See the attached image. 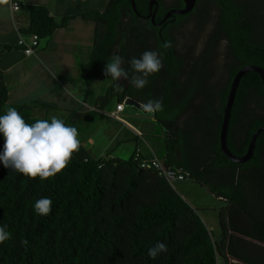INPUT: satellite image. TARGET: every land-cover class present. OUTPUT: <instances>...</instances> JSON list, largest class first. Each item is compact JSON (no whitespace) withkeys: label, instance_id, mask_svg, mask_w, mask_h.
Returning a JSON list of instances; mask_svg holds the SVG:
<instances>
[{"label":"trees","instance_id":"16d2710c","mask_svg":"<svg viewBox=\"0 0 264 264\" xmlns=\"http://www.w3.org/2000/svg\"><path fill=\"white\" fill-rule=\"evenodd\" d=\"M184 1L175 0L176 6L182 7ZM196 1L197 7L192 12L178 14L156 37L152 34L157 28L149 23L151 40L141 49L161 53L163 67L149 76L148 84L136 89L122 78L119 83L123 91L117 92L113 82L99 101L105 104L114 96L118 101L128 96L143 103L162 100L163 110L153 112L156 121L159 124L178 123L175 130L163 129V162L187 170L192 180L208 184L216 195L245 208L241 203L244 186L237 172L239 163L223 153L219 134L231 82L237 71L251 64L264 68V0ZM135 2L139 13L147 10L149 0ZM20 4L21 11L28 16L27 27L20 31L37 34L40 39L50 37L77 16L95 22L91 57L88 62H77L85 82L107 77L104 73L106 63L114 56L125 58L129 46L132 55L134 46L144 39L143 30L134 25L137 16L131 0H108L103 11L88 12H84L79 3L76 14L60 20L46 5ZM125 16L130 22L124 21ZM192 17L197 19L195 26L200 28L211 21L200 52L196 51L195 43L179 47L176 40V31L186 26ZM172 26H178L173 34ZM166 41L171 42V47L163 49L161 45ZM222 43L228 79V85L220 93L222 103L216 108L209 105L199 110H186L187 98L206 87L201 84V72L207 70ZM183 56H190L194 61L186 64L189 68L184 66ZM131 57L124 59V67H128ZM179 72L187 75L185 81L175 77ZM206 88L213 102V87ZM175 93L177 97L173 98ZM247 97L258 100L257 105L264 107V82L255 70L247 71L241 78L231 113L235 114ZM8 98L9 89L0 71V114L14 107L29 124L37 119H51L32 115L33 107H52L51 104L38 100L13 104ZM63 120L73 126L69 120ZM262 125L264 113H258L252 118L240 150L228 141L233 153L244 155L252 134ZM3 143L0 135V149ZM263 145L264 130L257 137L256 152ZM134 153L129 158L110 153L92 157L80 142L68 166L43 181L11 171L0 163V226L11 233L10 239L0 243V264H220L221 260L228 264L229 255L237 258L232 247L226 246L229 229L226 212L220 211L224 235L216 240L198 211L173 184L152 169L140 168ZM204 165V168H213L205 172L202 171ZM207 176H214L219 183H212ZM42 197L52 200L47 216L37 215L33 210L35 201ZM24 240L28 241L26 245L22 243ZM157 241L166 243L168 250L151 259L148 249Z\"/></svg>","mask_w":264,"mask_h":264},{"label":"crops","instance_id":"0c3cea01","mask_svg":"<svg viewBox=\"0 0 264 264\" xmlns=\"http://www.w3.org/2000/svg\"><path fill=\"white\" fill-rule=\"evenodd\" d=\"M22 4L46 5L51 14L60 20L63 16L76 14L80 3L84 12L93 9L103 11L108 0L102 6H94L86 0H17ZM14 17L20 21V27L28 25L27 13H13L9 0H0V71L3 73L9 89L8 102L17 104L38 100L51 104L52 107H33L32 115L37 118L56 116L67 119L78 130V139L82 142L92 157H100L106 153L123 158V147L129 158L139 148L143 155L150 156L154 148L148 143L150 130H155L149 124L148 131L139 130L135 123L147 117L154 118L153 113H143L139 109L126 107L116 111L117 96L111 97L105 104L99 101L113 81L109 77H100L91 82H85L80 73L78 61L88 62L94 46L95 22L77 16L71 19L66 27L57 29L50 37L41 39L35 54L26 55L17 44L18 34L15 31ZM25 34V33H24ZM26 36L28 34H25ZM107 78L103 84L101 79ZM120 81H123L122 79ZM101 83L95 90L94 84ZM127 97H125L126 99ZM124 99V100H125ZM156 120V119H155ZM163 126V124H162ZM106 127L108 141L101 144L99 128ZM163 129L152 135L163 145L165 144ZM176 129V128H175ZM173 129V130H175ZM138 130L140 134H137ZM120 146V149H119ZM155 151V150H154ZM161 158V157H160ZM217 199L224 201L229 229L226 236V246L230 245L237 258L229 255L228 264H264V217L247 219L248 229L236 228L232 212H242L231 199L213 193ZM264 202L256 206H262ZM254 207V206H253ZM240 223V222H239ZM223 229L219 237H223ZM220 264H227L223 260Z\"/></svg>","mask_w":264,"mask_h":264},{"label":"clouds","instance_id":"9594fccd","mask_svg":"<svg viewBox=\"0 0 264 264\" xmlns=\"http://www.w3.org/2000/svg\"><path fill=\"white\" fill-rule=\"evenodd\" d=\"M161 47L168 49L171 42H164ZM114 56L104 67V73L114 82L117 92L123 91L119 81L123 78L136 89H143L149 82V76L158 73L163 62L161 53L145 50L139 57L133 56L127 61ZM146 113L163 110L162 100H148L140 105ZM0 135L4 143L0 149V163L7 169L30 178L39 177L46 180L63 171L72 159L73 153L80 147L77 128L65 123L63 119L52 116L48 119H37L27 123L18 110L9 107L0 114ZM52 200L42 197L35 201L33 210L37 215L47 216L51 212ZM11 238V233L0 226V243ZM27 244L28 241H22ZM167 244L157 241L148 249V256L156 259L167 252Z\"/></svg>","mask_w":264,"mask_h":264},{"label":"flooded vegetation","instance_id":"af4514ba","mask_svg":"<svg viewBox=\"0 0 264 264\" xmlns=\"http://www.w3.org/2000/svg\"><path fill=\"white\" fill-rule=\"evenodd\" d=\"M118 1L124 2L127 0H118ZM197 4L198 3L196 1V4L193 7V9L189 11L188 13L192 12L197 7ZM176 5L177 4L175 0H149L147 10L144 13H139L138 10L135 11L133 9L137 16V22L134 25L136 28H140L144 32V39L142 40L141 43L136 44L137 47L143 48L144 43L147 44L151 40V34L149 31V23H151L154 26V28H157V32L152 34L156 37L158 34L162 33V30L165 27H167L171 22H174L176 20V17L178 16V14H173L169 16L168 18H166L165 20H163L166 13L169 10L176 9L179 7V6L177 7ZM182 7H179V8H182ZM188 13H185V14H188ZM162 14L163 16H161ZM158 15L160 17H158ZM153 18H154V21H153ZM189 20L197 21L195 17H192ZM124 21L130 22V18L125 16ZM176 27L178 26L170 27L171 28L170 31L172 34ZM204 44H205V41H204ZM204 44H203V47H204ZM131 56L137 57V55L133 53L132 55L130 54L125 55V58L131 57ZM215 58L216 57H214V60L211 63L210 62L208 63L207 70L204 72L203 71L201 72V75L203 77V83L201 84L205 85L206 87H213L214 92L212 95H213L214 101L210 102V98H209L210 95L207 93V88L205 87V88H202L203 90H200L195 96L191 98L190 97L187 98L188 95H185L188 101H190L189 103L187 101L185 104L186 110H199V109L208 107L209 105L212 106L213 108H216L220 103H222L221 101L223 100V97L220 93H221V90H223L224 87L226 88V86L228 85L227 70L225 69L226 67L224 66L226 61L223 58L221 68L217 72L218 76L216 77L215 75L216 73L213 68ZM183 59L185 62L184 66L186 68L190 67L189 65H186L188 62L190 64L194 63V61L190 59V56L189 57L183 56ZM186 76L187 75L185 73L179 72V74L176 75L175 77L178 78L179 81L183 82L185 81ZM174 97L175 98L177 97V93L173 95V98ZM257 101L256 99L247 97L244 100V103L241 105L240 107L241 109L240 108L237 109V112H235V114L231 113V122H230L231 127L229 126L228 141L235 149L240 150L242 148L244 141L246 139V132L249 129L250 124L252 123V118H254V116H256L258 113L259 114L264 113V107L258 106ZM256 150H257V147L255 146V150H254V154L252 158L246 162L239 163V166L237 167V172L239 173V175L243 174L244 178L247 179L248 181L247 185L245 184V187L243 188V191L241 192V196H242L241 203L242 205H245L246 207L244 208V206H240L241 207L240 210H242V212L240 211L232 212L233 217L235 218L240 217L238 222L237 220L234 219V221L236 222L234 223V226L236 228L243 227V230H246L249 228L247 219L249 218L251 219L252 217H254L253 215H255L258 218L264 217V204L262 206H256L259 203L264 202V145L258 148V152H256ZM255 154H256V158H254ZM205 166L206 165L203 166L202 171L206 172V170L213 168L212 166H209V167L207 166V168H204ZM207 178L212 183L213 182L219 183L217 178H215L214 176H207ZM249 185L251 186L250 188H249ZM251 188H257L258 194L260 196L259 198L252 196V194L250 193V190H252Z\"/></svg>","mask_w":264,"mask_h":264},{"label":"rangeland","instance_id":"374dc122","mask_svg":"<svg viewBox=\"0 0 264 264\" xmlns=\"http://www.w3.org/2000/svg\"><path fill=\"white\" fill-rule=\"evenodd\" d=\"M92 4L94 6H102L105 2V0H86L85 3ZM21 29V28H20ZM211 29V21L209 20L204 26L197 27L195 26L194 20H189V22L186 23V26H182L180 29L176 31V40L179 47L183 46L186 43L193 42L196 44V51L200 52L205 38L208 34V32ZM193 34V35H192ZM46 39V38H45ZM41 39L39 38V41ZM40 44V43H39ZM39 47V46H38ZM149 47V46H147ZM223 51H224V43L218 48V53L214 61V70L216 77L218 76V71L221 68L222 61H223ZM144 52L141 48L137 47L136 45L133 48V53L137 55V57L140 56V54ZM128 53L131 55V47H128ZM128 54V55H129ZM112 59V58H111ZM110 59V60H111ZM125 59V58H124ZM107 78L101 79V83L103 84L105 81H107ZM150 80V79H148ZM101 83H96L93 85L95 87V90L100 88ZM143 112V111H142ZM146 113V112H143ZM136 120H140V122L135 123L136 127L141 131H148L149 124H151L152 127L155 126V130H150V134H148V143L154 148L155 153L162 157L164 153L163 145L159 143V140H157L156 137L152 135H157L160 133V129L164 128L167 130H173L178 127V123H172V122H166L162 124H159L155 118L148 119L147 117L143 119H134L133 121L136 122ZM106 127L99 128V141L103 145L108 141V134L106 131ZM137 134H140L138 130H135ZM120 149V146H119ZM123 150L121 156L123 158L127 157L128 150L123 147ZM241 182L243 183L244 187L245 184L247 185V179L244 178L243 174H241ZM173 186L175 189L181 194V196L189 203L191 204L200 214V216L203 218L204 222L206 223L207 227L211 231L213 237L217 238L221 234V224H220V211L224 210L225 202L221 201L216 198L215 195L210 193L207 187H204L200 182L194 181L191 178H187L184 180H178L173 182ZM251 186L249 185V188ZM250 193L253 197L259 198L258 190L257 188H251ZM228 221V220H227ZM229 225V223H228Z\"/></svg>","mask_w":264,"mask_h":264},{"label":"water","instance_id":"95a60500","mask_svg":"<svg viewBox=\"0 0 264 264\" xmlns=\"http://www.w3.org/2000/svg\"><path fill=\"white\" fill-rule=\"evenodd\" d=\"M133 9L136 11V3L135 0H131ZM184 7L182 8H176V9H171L169 10L164 19L168 18L169 16L173 15V14H185L188 13L189 11H191L193 9V7L196 4V0H185L184 1ZM154 21V18H153ZM250 70H255L257 71L263 82H264V68L259 66V65H255V64H251V65H247L242 67L241 69H239L237 71V73L235 74L232 82H231V87L228 93V97H227V102H226V106L224 108V112H223V116H222V120H221V126H220V134H219V138H220V148L223 151V153L232 161L238 162V163H243L248 161L249 159L252 158L253 154H254V150H255V146H256V140L257 137L259 135V133L261 131L264 130V125L259 127L251 136L250 141L248 143V147H247V151L244 155L242 156H237L235 155L229 148L228 146V132H229V125H230V120H231V111H232V107L234 104V100H235V96H236V92H237V88L239 86L240 80L241 78L244 76V74L247 71ZM126 103L130 106H132V108L134 109H139V110H143L140 105L143 104V102L139 101L138 99L128 96L126 98Z\"/></svg>","mask_w":264,"mask_h":264},{"label":"built area","instance_id":"2783aa9c","mask_svg":"<svg viewBox=\"0 0 264 264\" xmlns=\"http://www.w3.org/2000/svg\"><path fill=\"white\" fill-rule=\"evenodd\" d=\"M10 7L13 13L21 11V4L17 0H9ZM15 31L18 34L17 44L26 55L35 54L39 46V36L37 34H28L27 36L20 31V21L14 17ZM126 107L132 106L126 103V99L118 102L116 111H122ZM134 159L138 162L139 167L142 169H152L157 172L161 177H164L169 183L173 184L174 181L184 180L189 178L190 173L181 167H174L166 165L163 160L153 150L152 155H143L141 149L137 148L134 153Z\"/></svg>","mask_w":264,"mask_h":264},{"label":"bare ground","instance_id":"6f19581e","mask_svg":"<svg viewBox=\"0 0 264 264\" xmlns=\"http://www.w3.org/2000/svg\"><path fill=\"white\" fill-rule=\"evenodd\" d=\"M141 111L145 112L144 110H141Z\"/></svg>","mask_w":264,"mask_h":264}]
</instances>
